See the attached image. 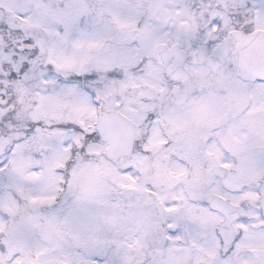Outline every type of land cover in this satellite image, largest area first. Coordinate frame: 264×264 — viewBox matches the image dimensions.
<instances>
[{
  "label": "snow or ice",
  "instance_id": "1",
  "mask_svg": "<svg viewBox=\"0 0 264 264\" xmlns=\"http://www.w3.org/2000/svg\"><path fill=\"white\" fill-rule=\"evenodd\" d=\"M0 264H264V0H0Z\"/></svg>",
  "mask_w": 264,
  "mask_h": 264
}]
</instances>
